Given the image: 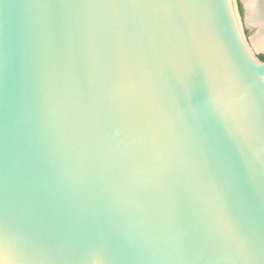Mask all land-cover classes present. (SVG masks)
<instances>
[{"label":"water","instance_id":"1","mask_svg":"<svg viewBox=\"0 0 264 264\" xmlns=\"http://www.w3.org/2000/svg\"><path fill=\"white\" fill-rule=\"evenodd\" d=\"M243 19L238 0H0V264H264Z\"/></svg>","mask_w":264,"mask_h":264},{"label":"bare ground","instance_id":"2","mask_svg":"<svg viewBox=\"0 0 264 264\" xmlns=\"http://www.w3.org/2000/svg\"><path fill=\"white\" fill-rule=\"evenodd\" d=\"M257 2H258L257 0H249L247 4H248V6H250L252 8L251 9V15L249 14L250 23L255 24L257 29H259V31H260L258 33V36L255 38L256 40H255V44H254V45H256V47H259L261 44V42H260L261 37L259 35L264 30V9L261 8V9H259L258 12H256L255 11L256 8L254 7V5H257ZM258 5H259V3H258ZM257 10H258V8H257Z\"/></svg>","mask_w":264,"mask_h":264},{"label":"rangeland","instance_id":"3","mask_svg":"<svg viewBox=\"0 0 264 264\" xmlns=\"http://www.w3.org/2000/svg\"><path fill=\"white\" fill-rule=\"evenodd\" d=\"M243 1H245V3H248V1L249 0H243ZM250 20V19H249ZM243 23H244V29H246L247 28V26H249V31H250V33H247V31H246V34H247V37H248V39H249V41H250V43L252 44V45H254L255 44V38L258 36V33L260 32L259 31V29H255V28H257L256 27V25L255 24H252V23H250V24H248L244 19H243ZM246 24H247V26H246ZM255 28H254V27ZM262 34V33H261ZM261 34L259 35L260 37H262L261 36ZM263 38H261V44H260V48L259 47H256V45H254V50L256 51V53L259 55V54H261V53H264V50H262L261 49V47H262V43H263Z\"/></svg>","mask_w":264,"mask_h":264},{"label":"flooded vegetation","instance_id":"4","mask_svg":"<svg viewBox=\"0 0 264 264\" xmlns=\"http://www.w3.org/2000/svg\"><path fill=\"white\" fill-rule=\"evenodd\" d=\"M239 1V6H240V11H241V13H242V15H243V18H244V20L248 23V24H250V20H249V17H248V7H247V4L245 3V1H243V0H238ZM246 26H247V24H246ZM254 27V26H253ZM255 28V27H254ZM256 30H257V28H255ZM246 31H247V33H250V31H249V26H247V28H246ZM262 55H264V53H261V54H259V56H262Z\"/></svg>","mask_w":264,"mask_h":264},{"label":"trees","instance_id":"5","mask_svg":"<svg viewBox=\"0 0 264 264\" xmlns=\"http://www.w3.org/2000/svg\"><path fill=\"white\" fill-rule=\"evenodd\" d=\"M260 58L264 61V55L260 56Z\"/></svg>","mask_w":264,"mask_h":264}]
</instances>
